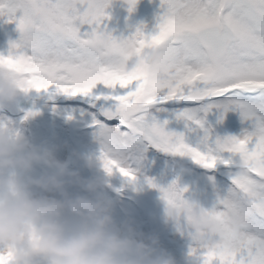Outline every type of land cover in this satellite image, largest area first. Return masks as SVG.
<instances>
[{
  "label": "snow or ice",
  "instance_id": "snow-or-ice-1",
  "mask_svg": "<svg viewBox=\"0 0 264 264\" xmlns=\"http://www.w3.org/2000/svg\"><path fill=\"white\" fill-rule=\"evenodd\" d=\"M138 2L127 0L129 13ZM111 6L101 7L96 0H0V18L16 23L21 34L8 55H0V65L22 74L27 92L91 98L109 105L101 110L103 119L94 118L98 132L115 129L122 137L138 138L126 161L101 149L99 158L109 175L118 172L135 183L133 164L147 145L171 156H187L209 171L219 165L235 167L227 194L210 212L224 223V198L239 197L241 204L251 202L253 215L242 234L225 228L224 247L201 245L203 262L264 264V0H161L156 34L146 35L140 27L128 39L109 31L105 21L111 20ZM125 41L141 54L163 42L170 59L163 66L123 70L119 48ZM161 67L165 75L157 78L154 73ZM193 78L195 83L189 85ZM98 84L111 93L94 95ZM170 102L186 105L172 113L184 131L171 130L170 120L154 115L166 111L161 106ZM213 109L238 111L253 130L241 138L216 137L207 120ZM34 115L30 112L25 119ZM242 161L248 164L244 175L237 171ZM148 183L158 187L151 179ZM159 190L169 203L180 202L187 191L177 182Z\"/></svg>",
  "mask_w": 264,
  "mask_h": 264
},
{
  "label": "clouds",
  "instance_id": "clouds-1",
  "mask_svg": "<svg viewBox=\"0 0 264 264\" xmlns=\"http://www.w3.org/2000/svg\"><path fill=\"white\" fill-rule=\"evenodd\" d=\"M113 2L96 0L101 7ZM121 2L127 4V0ZM119 52L120 67L126 71L163 66L170 59L163 42L148 46L141 54L125 41ZM154 75L162 78L165 72L161 67ZM195 79L188 84H194ZM28 88L22 74H13L7 64L0 65V110L17 104L22 95L30 93ZM96 140L119 161H126L129 147L138 143L136 136L125 138L115 129L97 132ZM59 150L47 143L38 145L12 125L0 122L2 264H178L157 236L138 233L131 218L118 223L116 202L105 194L112 175L103 168L106 174L85 178L75 169L76 162L83 161L85 167L96 170L100 154L84 156L73 151V160L62 161L57 157ZM172 157L188 160L187 156ZM43 166L50 170L36 175L37 168ZM247 168V162L242 161L237 171L244 175ZM179 201L163 199L165 223L179 227L186 221L199 234L197 242L214 249L224 247L226 227L233 234H242L253 215L251 202L241 204L239 197L224 198V223L198 203L186 200L185 192Z\"/></svg>",
  "mask_w": 264,
  "mask_h": 264
},
{
  "label": "trees",
  "instance_id": "trees-1",
  "mask_svg": "<svg viewBox=\"0 0 264 264\" xmlns=\"http://www.w3.org/2000/svg\"><path fill=\"white\" fill-rule=\"evenodd\" d=\"M160 3L161 0H139L135 11L129 13L126 4L121 0H114L108 10L111 20H107L105 23L109 31L118 39L132 37L140 27H143L146 35H154L158 28L157 17L161 14ZM12 24L11 30L5 29L6 34L3 32L0 34V55L7 56L11 49L7 51L5 46L11 48V44L20 39L21 34L16 29L17 25ZM84 30L90 31L88 26H85ZM111 91L108 88L97 87L99 95H101L100 93L109 94ZM39 94L45 97L42 99L43 110L41 111L44 116L37 123L30 117L25 119L28 114L26 111L18 113L10 109L0 110V114H6L4 120H0V122L12 125L17 132L29 136L38 145L47 143L52 147H59L57 157L62 161L73 160L72 152H77V142L85 149L87 148V156L98 157L101 146L96 140L98 129L94 126V118L103 119L100 113L104 108V101L96 102L90 98L89 105L87 102L85 103L84 97L68 98L64 95ZM68 104L85 108L88 112L95 111L97 115H95L96 117L91 114L81 117L83 114L76 112L77 109L73 107L70 112H64L62 106ZM185 106L181 103L170 102L161 106L166 111L154 113V115L160 120H170L172 122L171 130L181 132L184 131L183 123L176 122L172 113ZM207 120L214 129V135L221 139L226 137L241 138L245 131L253 130L252 123L245 122L238 111L221 113L219 109H213L208 114ZM53 124H57V127L62 129L65 137L58 143L50 138L49 132L53 128ZM38 130L43 133L39 139H37ZM223 155L224 158H228L229 154ZM236 162H239L238 157ZM220 166L222 168L209 171L196 166L190 160L181 161L147 145L139 154L138 162L133 164L138 177L137 181L132 183L117 172L109 178L111 187L106 189L105 194L116 202L118 223L123 224L131 218L135 222L134 227L138 233L157 236L162 248L171 254L178 264H204V249L195 239V230L186 221H182L179 227L165 223V205L159 188H167L177 182L181 188L187 189L186 200L198 203L206 210L212 211L218 206V198L227 194L231 185L230 174L236 171L235 167ZM74 167L85 178L106 174L102 163L96 170L85 167L83 161L76 162ZM49 170L46 166L38 167L35 174L42 175ZM149 179L155 181L158 187L153 188L148 183ZM38 194L43 195L42 193ZM193 249H197V251L193 252Z\"/></svg>",
  "mask_w": 264,
  "mask_h": 264
},
{
  "label": "rangeland",
  "instance_id": "rangeland-1",
  "mask_svg": "<svg viewBox=\"0 0 264 264\" xmlns=\"http://www.w3.org/2000/svg\"><path fill=\"white\" fill-rule=\"evenodd\" d=\"M15 25H17V24L15 23ZM0 27L2 29V31L0 29V34H1V32H3V33L7 32L5 29L11 30L13 27V24L9 23L7 21V18L4 17V18H0ZM16 29L18 30V25H17ZM5 49H7V51H9L11 48L9 46H5ZM97 87L106 88L103 84H98ZM97 87H96V89L93 90V92H96V95H99V93H97ZM100 94H103V93H100ZM43 98H45V97L41 96L39 93H37L35 90H33L28 94L22 95L17 104L12 105L11 107H9L7 109L16 111L18 113L25 112V111H26V113H30V112L36 113V115L31 116L30 118L32 120L36 121V123H37L44 116V114L41 112L43 110V102H42ZM84 101H85V103L87 102L90 105V98H85ZM106 106H109V105L106 104V102H104V107H106ZM72 107L77 109L76 112L83 114V115H81V117H87L90 114L93 115L94 117H96L95 115H97L95 111H93V112L89 111L88 112L85 108L74 107V106L69 105V104L66 106H62V109L64 112H70ZM4 117H6V114H0V120L1 121L4 120ZM19 119H20V117H19ZM49 134H50V138L53 140H56L57 143H58V141H60V139H62V140L65 139V137L63 136L62 129L58 128L57 124H53V128L51 129ZM40 135H43V133L42 132L40 133V131L38 130L37 139H39ZM76 150L81 155L87 156V154H86L87 148L85 149L82 145H80L79 142H77ZM218 168H222V166L219 165L217 167V169Z\"/></svg>",
  "mask_w": 264,
  "mask_h": 264
}]
</instances>
